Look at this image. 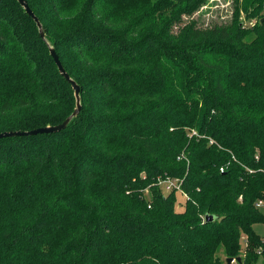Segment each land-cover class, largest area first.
Listing matches in <instances>:
<instances>
[{
  "label": "trees",
  "instance_id": "obj_1",
  "mask_svg": "<svg viewBox=\"0 0 264 264\" xmlns=\"http://www.w3.org/2000/svg\"><path fill=\"white\" fill-rule=\"evenodd\" d=\"M236 1L204 26L207 0H27L43 39L0 0V133L73 113L48 43L82 102L60 132L0 139V264H223L222 249L258 262L264 0ZM169 178L181 185L165 194Z\"/></svg>",
  "mask_w": 264,
  "mask_h": 264
},
{
  "label": "rangeland",
  "instance_id": "obj_2",
  "mask_svg": "<svg viewBox=\"0 0 264 264\" xmlns=\"http://www.w3.org/2000/svg\"><path fill=\"white\" fill-rule=\"evenodd\" d=\"M243 0H239L241 3ZM236 0H207V2L200 8V10L195 14V17L200 21V23L204 26H210L213 24H224L229 23L235 11V6H238ZM264 14V11L262 12ZM242 20H246L244 14L241 16ZM247 26L253 25L256 23V20L253 19L252 21H246ZM165 194L171 192L172 189H168V182L163 181L160 183ZM175 184L173 185V187ZM172 187V188H173ZM177 204L176 209L178 211H183L185 207L186 195L181 190L177 191ZM146 198L147 200L151 199V194L149 191H146ZM262 212L264 213V204L260 207ZM254 230L258 235L262 238L264 237V223H258L254 225ZM246 237L245 235L242 236L240 247L242 251V256H244V250L246 248ZM219 256L223 260V264H228L227 256L225 251L222 249L219 252ZM231 264H241L239 261L235 260ZM256 264H264V259L260 258Z\"/></svg>",
  "mask_w": 264,
  "mask_h": 264
},
{
  "label": "water",
  "instance_id": "obj_3",
  "mask_svg": "<svg viewBox=\"0 0 264 264\" xmlns=\"http://www.w3.org/2000/svg\"><path fill=\"white\" fill-rule=\"evenodd\" d=\"M18 2L25 8L26 12L36 21L40 35L43 39H45V30L43 28V25L35 12L32 10L30 5L28 4L27 0H18ZM49 45L50 53L52 57L55 60V63L58 66V69L60 73L72 84V87L74 89V94L76 98V107L71 115H69L63 122L57 125H50V126H43L39 128H35L29 131H21V130H10V131H4L0 133V139L5 137H14V136H27V135H36V134H42V133H53V132H60L68 127L71 120L76 117L81 109H82V102H81V86L75 81L71 75L67 72L65 66L63 65L56 49L54 46ZM206 221H211L214 219L213 215H206ZM234 258H227L228 264H231ZM237 261H241V257L236 258Z\"/></svg>",
  "mask_w": 264,
  "mask_h": 264
},
{
  "label": "built area",
  "instance_id": "obj_4",
  "mask_svg": "<svg viewBox=\"0 0 264 264\" xmlns=\"http://www.w3.org/2000/svg\"><path fill=\"white\" fill-rule=\"evenodd\" d=\"M163 181H165V182L167 181L168 182V189H172V190L174 188L180 189L181 182H180L179 179H171V178H169V179L161 180L160 183H162ZM174 184H175V186L173 187ZM263 204H264V200L263 199H261V200H259L257 202V206H259V207H261ZM257 253L260 256V258H263L264 259V238L262 240V244L257 249ZM235 260H236V258L233 259V261H235Z\"/></svg>",
  "mask_w": 264,
  "mask_h": 264
}]
</instances>
